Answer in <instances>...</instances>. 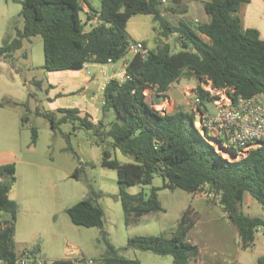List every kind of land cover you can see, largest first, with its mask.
<instances>
[{"label":"trees","instance_id":"1","mask_svg":"<svg viewBox=\"0 0 264 264\" xmlns=\"http://www.w3.org/2000/svg\"><path fill=\"white\" fill-rule=\"evenodd\" d=\"M21 5L24 26L0 47V58H10L23 40L40 36L44 65L48 72L80 71L84 64L105 65L124 59L132 41L126 25L136 14L150 15L157 37L155 45L142 58L134 55L125 68V78H111L102 92L103 112L113 109L117 120L105 127L76 108H61L60 122L79 121L82 127L102 133L108 145L133 159L120 163L103 152L102 164L116 170L120 187L119 199L126 221H138L152 212L163 211L158 188L149 195L128 194L127 186L150 185L153 176L163 179L161 189L182 190L188 194L206 191L237 231L241 250L254 245L258 229L264 235L263 217H249L242 211L245 194L261 206L264 213V144L251 150L238 161L228 162L203 138L194 125V113L176 107L161 113L147 101L145 92L166 97L169 87L182 77H193L194 90L201 108L209 102V93L200 84L210 80L217 89L231 88L235 96L250 98L264 92V40L253 28H243L235 13L250 0H205L206 19L189 18L173 22L164 14L165 0H100L99 10L86 0H14ZM169 6L173 15H184L181 0ZM88 7L86 20L96 17L100 23L89 28L81 14ZM176 38V50L168 43ZM48 117L50 120L51 118ZM24 120V118H23ZM52 127L54 123L52 122ZM36 131L32 130V144ZM107 148V146H106ZM14 163L0 166V264H14L20 254L14 251L18 205L9 197L15 184ZM75 226L101 228L103 211L88 197L65 210ZM182 216L176 231L168 236H140L128 241L129 246L160 256H171L173 264H189L198 256V247L188 240L193 222ZM107 252L95 264H139L120 258L107 241ZM23 252L37 253V250ZM264 264V254L257 260ZM234 264V263H233Z\"/></svg>","mask_w":264,"mask_h":264},{"label":"rangeland","instance_id":"2","mask_svg":"<svg viewBox=\"0 0 264 264\" xmlns=\"http://www.w3.org/2000/svg\"><path fill=\"white\" fill-rule=\"evenodd\" d=\"M204 1L191 0L185 5L187 13L177 16L169 10L172 0H165L163 5L167 9L163 12L173 22L186 18L192 21L206 19ZM86 2L99 10L100 0ZM176 3L180 4L181 0ZM255 9L256 6L242 4L235 15L244 19L245 15H254ZM20 10L21 5L14 0H0V47L9 37H14L16 31L23 29ZM126 32L132 41L145 42L149 48L155 45L157 34L150 15H133L127 22ZM168 43L175 51L176 38L171 37ZM131 57L127 52L124 59L129 61ZM124 59L113 66L122 68ZM43 65L40 36L23 40L21 48L10 58H0V162L9 158V151H14L23 162L33 163V166L15 164L17 183L9 193V197H14L16 191L20 192L21 200L15 225V253L35 249L43 264H85L88 260L97 262L105 256L107 241L120 258L139 264H173L171 256L137 250L129 246L128 241L140 236H168L176 231L188 211L187 218L193 222L188 240L199 250L198 256L189 264H258V258L264 254L261 231L255 234L251 248L241 250L235 227L212 197L206 196V191L192 195L179 189H161L163 179L158 174L153 176L150 185L127 186L124 191L149 195L153 188H158L157 196L163 211L152 212L138 221H126L119 199L116 170L104 166L102 158L107 150L111 159L120 163H132L133 159L110 147L101 132L95 134L76 120L60 122L64 114L59 109L70 108L65 104L69 95L54 86L53 77L61 73L48 72ZM90 71L95 73L94 68ZM63 73L72 78L69 88L65 89L73 92L70 99L81 102L85 78L77 71ZM196 84L193 77H182L170 86L168 96L183 105L186 102L183 90ZM91 90L87 95L93 99L92 94L96 91ZM59 92L61 95L57 97ZM147 101H151L150 97ZM101 107L98 117L90 116L94 121L102 120L107 127L117 120L116 114L113 109L103 112ZM202 108L215 112L211 103H204ZM33 129L36 131L34 144L31 142ZM90 196L103 211L101 228L75 226L65 212ZM251 201L254 208L250 209L243 201V213L249 217H262L264 213L260 204L253 198Z\"/></svg>","mask_w":264,"mask_h":264},{"label":"built area","instance_id":"3","mask_svg":"<svg viewBox=\"0 0 264 264\" xmlns=\"http://www.w3.org/2000/svg\"><path fill=\"white\" fill-rule=\"evenodd\" d=\"M87 13H90L89 9L84 5L81 14L83 23L87 22ZM89 22H92L94 26L100 23L96 17ZM128 53L132 56L140 55L144 58L148 53V49L141 42L134 41L129 46ZM123 61L122 68L115 77L119 81L125 78V68L128 61L125 59ZM111 64L108 61L107 64L100 65V68ZM81 71L84 77L90 78V64H84ZM108 81L101 88V97L104 86ZM200 86L205 92L209 93L211 100L207 103L213 105L215 112L210 113L206 108L197 107L200 104V99L194 93L195 88L192 91H184V96L192 98V104L196 107L194 120L196 118L199 122L197 124V121H194L196 130L214 146L217 154L228 162H235L246 157L251 150L264 144V92L250 98H244L235 96L234 90L231 88L217 89L213 87L210 80H205ZM144 94L146 98L150 97V93L146 95L145 92ZM150 102L152 103V100ZM153 107L163 114L166 113L162 109H157L154 105ZM206 196L212 197V194L206 193ZM14 264H43V261L37 253L22 252ZM85 264H95V262L88 260Z\"/></svg>","mask_w":264,"mask_h":264},{"label":"crops","instance_id":"4","mask_svg":"<svg viewBox=\"0 0 264 264\" xmlns=\"http://www.w3.org/2000/svg\"><path fill=\"white\" fill-rule=\"evenodd\" d=\"M256 2H258L257 3L258 6H257V4H255ZM256 2H255V0H250L249 3H245V4H247L248 7L256 6L255 14L252 16L245 15L244 19L243 18L242 19L239 18V19L241 21L243 28H245V29L246 28H253V29L258 30L260 38L262 40H264V0H258ZM251 17L254 19V21ZM92 22H89V21L87 22L88 23L87 26L89 28L94 26ZM90 68H94L95 73L91 72V76L88 79L86 77H84L81 70L77 71V72H79L80 76L82 78H85V80H86L85 86L83 87V92H82L83 100L79 103H75V101L70 99V95H72V93H73V92H71V90H65V89L69 88V81L72 79L70 76L66 75L63 72H60L61 73L60 75L53 77V81H54L55 88L59 89L60 92L66 93L67 96L69 95L67 97L66 102H65L66 105H68L70 108H76V109H78L84 113H88L92 117H98L99 107L102 106L101 88L107 80H110L111 78L116 77V74L118 71L121 70V67L115 68L113 66V64H111V65L105 66L103 68H100V65H98V64H90ZM195 87H196V85L195 86H187V87H185V89L183 91H187V92L192 91ZM89 90H91V91L95 90L96 91V94H92L93 99L89 98V95H87V92ZM169 91H170V87L166 92V97L164 98V101L162 102V104L159 107L156 106L157 108L164 110L166 113H170L176 107L184 108V106H185V107H187V111L195 113L196 107L190 101L191 98L185 97L186 98L185 104L182 105L180 103V105H179V103L177 101L169 98V96H168ZM60 92L56 95L57 97L61 95ZM92 93H94V92H92ZM150 97H152V94H150ZM152 104H153V102H152ZM96 121H98V120H96ZM9 163H14V164L25 163L28 166H33V163H31V162H23L19 158V156L16 154V152H14V151L13 152L9 151V158L7 160L1 161L0 166L5 165V164H9ZM16 183H17V181H15V184L13 185L12 188H15ZM19 195H20V192L16 191L14 197H10L13 201H15L17 203L18 207L20 206V201H21ZM203 196H205V195L203 194ZM251 198L252 197L249 194H245L243 197V201L245 202V206L249 209L254 208V205H253V202L251 201Z\"/></svg>","mask_w":264,"mask_h":264},{"label":"water","instance_id":"5","mask_svg":"<svg viewBox=\"0 0 264 264\" xmlns=\"http://www.w3.org/2000/svg\"><path fill=\"white\" fill-rule=\"evenodd\" d=\"M152 102L155 106H159L162 104V102L164 101V97L161 95H156V94H152ZM194 121H197V119L195 118Z\"/></svg>","mask_w":264,"mask_h":264}]
</instances>
